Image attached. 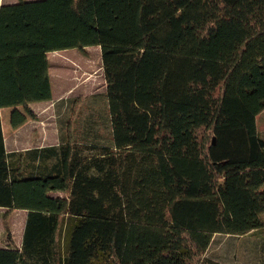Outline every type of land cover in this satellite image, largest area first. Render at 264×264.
<instances>
[{
  "label": "trees",
  "instance_id": "trees-1",
  "mask_svg": "<svg viewBox=\"0 0 264 264\" xmlns=\"http://www.w3.org/2000/svg\"><path fill=\"white\" fill-rule=\"evenodd\" d=\"M91 46L110 144L7 153L0 124V208L26 212L0 264H215V235L264 227V139L238 92L264 66V0L2 4L0 109L51 100L46 55Z\"/></svg>",
  "mask_w": 264,
  "mask_h": 264
},
{
  "label": "rangeland",
  "instance_id": "rangeland-1",
  "mask_svg": "<svg viewBox=\"0 0 264 264\" xmlns=\"http://www.w3.org/2000/svg\"><path fill=\"white\" fill-rule=\"evenodd\" d=\"M18 1L21 0H0V4ZM46 58L51 100L29 103L26 109L30 114L23 106L0 109L7 115L0 119L5 151L24 154L27 150L56 146L61 141L109 145L111 128L100 48L50 52ZM260 77H264L263 65L242 76L238 92L255 109L258 135L264 139V83H260L262 88L258 90L250 85ZM49 196L66 197L60 192ZM25 217V211L0 208V248L20 247ZM204 256L215 264H264V227L238 238L215 235Z\"/></svg>",
  "mask_w": 264,
  "mask_h": 264
},
{
  "label": "crops",
  "instance_id": "crops-1",
  "mask_svg": "<svg viewBox=\"0 0 264 264\" xmlns=\"http://www.w3.org/2000/svg\"><path fill=\"white\" fill-rule=\"evenodd\" d=\"M22 1H26V2H28V1H37V0H22ZM0 5H1V4H0ZM15 117H16V116L12 117L11 120L13 119V121H14V120H15ZM17 248H18V247H17Z\"/></svg>",
  "mask_w": 264,
  "mask_h": 264
}]
</instances>
